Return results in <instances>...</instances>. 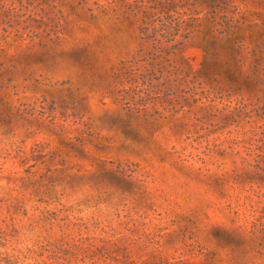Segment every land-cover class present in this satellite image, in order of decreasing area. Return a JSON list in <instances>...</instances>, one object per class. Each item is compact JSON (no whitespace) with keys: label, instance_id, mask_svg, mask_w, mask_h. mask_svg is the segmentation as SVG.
I'll list each match as a JSON object with an SVG mask.
<instances>
[{"label":"rangeland","instance_id":"374dc122","mask_svg":"<svg viewBox=\"0 0 264 264\" xmlns=\"http://www.w3.org/2000/svg\"><path fill=\"white\" fill-rule=\"evenodd\" d=\"M0 264H264V0H0Z\"/></svg>","mask_w":264,"mask_h":264}]
</instances>
